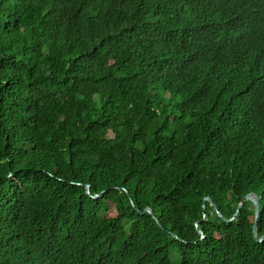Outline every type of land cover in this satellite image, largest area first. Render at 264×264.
<instances>
[{"label": "trees", "instance_id": "1", "mask_svg": "<svg viewBox=\"0 0 264 264\" xmlns=\"http://www.w3.org/2000/svg\"><path fill=\"white\" fill-rule=\"evenodd\" d=\"M0 264H264V0H0Z\"/></svg>", "mask_w": 264, "mask_h": 264}, {"label": "water", "instance_id": "2", "mask_svg": "<svg viewBox=\"0 0 264 264\" xmlns=\"http://www.w3.org/2000/svg\"><path fill=\"white\" fill-rule=\"evenodd\" d=\"M88 188V187H86ZM247 200V201H250L253 206H254V220L256 221L257 220V217H258V213H259V203H258V197L254 194H249V195H246L244 197V199L240 202L238 208L236 209L235 211V215H237V213L239 212L241 206L243 205L244 201ZM205 201H210L209 199H205ZM214 210H216L215 206H213ZM146 211H149V210H146ZM217 215L221 218V219H224L219 212H216ZM255 230H256V226L254 225L253 227V231H254V234H255ZM259 242L262 241V238L260 240H258Z\"/></svg>", "mask_w": 264, "mask_h": 264}, {"label": "rangeland", "instance_id": "3", "mask_svg": "<svg viewBox=\"0 0 264 264\" xmlns=\"http://www.w3.org/2000/svg\"><path fill=\"white\" fill-rule=\"evenodd\" d=\"M174 257H175V254L173 253V254L171 255V259L173 260V259H174Z\"/></svg>", "mask_w": 264, "mask_h": 264}]
</instances>
